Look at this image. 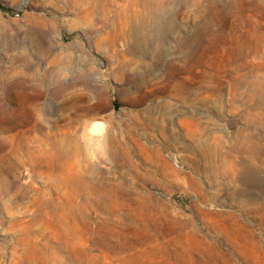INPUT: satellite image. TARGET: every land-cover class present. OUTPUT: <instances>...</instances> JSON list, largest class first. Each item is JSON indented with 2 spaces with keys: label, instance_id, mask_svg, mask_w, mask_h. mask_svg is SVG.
<instances>
[{
  "label": "rangeland",
  "instance_id": "1",
  "mask_svg": "<svg viewBox=\"0 0 264 264\" xmlns=\"http://www.w3.org/2000/svg\"><path fill=\"white\" fill-rule=\"evenodd\" d=\"M0 264H264V0H0Z\"/></svg>",
  "mask_w": 264,
  "mask_h": 264
},
{
  "label": "bare ground",
  "instance_id": "2",
  "mask_svg": "<svg viewBox=\"0 0 264 264\" xmlns=\"http://www.w3.org/2000/svg\"><path fill=\"white\" fill-rule=\"evenodd\" d=\"M117 20H118L117 22L119 23V27L118 29L115 28L116 30H113L115 37L110 36L105 41L104 43L105 48L108 49L109 53L111 52L112 54H115L116 52L115 40L116 39L119 40V38L125 40L128 38L131 40L132 44L130 47L127 48V50L128 51L130 50L132 52L138 50V52L139 51L141 52L146 41H148L147 33H143L145 29L146 20L145 19L139 20L137 18L129 19L126 16L122 18L119 17ZM97 22H108L106 13H102L100 17L96 18L93 12H89L84 19L86 31L91 29V27H93V25ZM109 23H113V21H110ZM163 24L164 23H161L159 25H157V23L154 24L153 26L154 32L159 33L163 29ZM112 26L113 28L115 27L114 23L112 24ZM128 63L129 62L126 60H121V61L118 60L116 67H111L109 69L110 70L109 72L113 73V70L124 72L128 68Z\"/></svg>",
  "mask_w": 264,
  "mask_h": 264
},
{
  "label": "water",
  "instance_id": "3",
  "mask_svg": "<svg viewBox=\"0 0 264 264\" xmlns=\"http://www.w3.org/2000/svg\"><path fill=\"white\" fill-rule=\"evenodd\" d=\"M96 126H97V129H98L97 131H101L102 128H103V125L100 122L96 123Z\"/></svg>",
  "mask_w": 264,
  "mask_h": 264
}]
</instances>
